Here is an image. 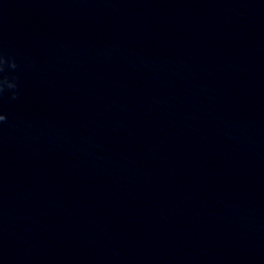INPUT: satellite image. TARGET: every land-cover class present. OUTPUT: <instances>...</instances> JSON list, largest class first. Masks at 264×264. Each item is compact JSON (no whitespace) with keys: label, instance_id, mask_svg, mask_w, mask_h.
I'll return each instance as SVG.
<instances>
[{"label":"water","instance_id":"obj_1","mask_svg":"<svg viewBox=\"0 0 264 264\" xmlns=\"http://www.w3.org/2000/svg\"><path fill=\"white\" fill-rule=\"evenodd\" d=\"M131 0H0L3 54L49 39Z\"/></svg>","mask_w":264,"mask_h":264},{"label":"clouds","instance_id":"obj_2","mask_svg":"<svg viewBox=\"0 0 264 264\" xmlns=\"http://www.w3.org/2000/svg\"><path fill=\"white\" fill-rule=\"evenodd\" d=\"M5 65L11 69H16L18 67L14 58L6 57L2 51H0V73L4 72ZM17 77L13 76L9 78L8 76H0V101L5 98V93H8V99L10 101L16 100L19 97L18 85L16 83ZM7 115L0 109V126L7 123Z\"/></svg>","mask_w":264,"mask_h":264}]
</instances>
